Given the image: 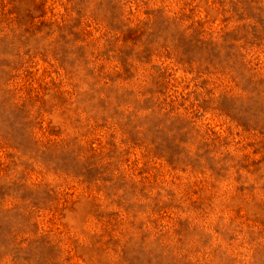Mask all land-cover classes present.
<instances>
[{
	"label": "rangeland",
	"instance_id": "374dc122",
	"mask_svg": "<svg viewBox=\"0 0 264 264\" xmlns=\"http://www.w3.org/2000/svg\"><path fill=\"white\" fill-rule=\"evenodd\" d=\"M0 264H264V0H0Z\"/></svg>",
	"mask_w": 264,
	"mask_h": 264
}]
</instances>
